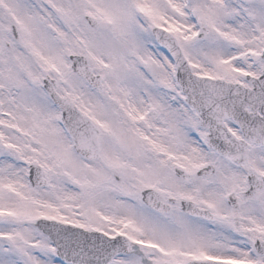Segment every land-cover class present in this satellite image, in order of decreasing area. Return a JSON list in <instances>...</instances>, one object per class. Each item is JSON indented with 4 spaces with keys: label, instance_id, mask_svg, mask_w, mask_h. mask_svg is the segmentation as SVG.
Instances as JSON below:
<instances>
[{
    "label": "snow or ice",
    "instance_id": "obj_1",
    "mask_svg": "<svg viewBox=\"0 0 264 264\" xmlns=\"http://www.w3.org/2000/svg\"><path fill=\"white\" fill-rule=\"evenodd\" d=\"M0 264H264V0H0Z\"/></svg>",
    "mask_w": 264,
    "mask_h": 264
}]
</instances>
